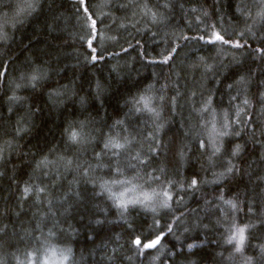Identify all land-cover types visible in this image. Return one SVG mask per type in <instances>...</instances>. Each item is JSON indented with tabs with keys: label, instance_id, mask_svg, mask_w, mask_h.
Here are the masks:
<instances>
[{
	"label": "trees",
	"instance_id": "1",
	"mask_svg": "<svg viewBox=\"0 0 264 264\" xmlns=\"http://www.w3.org/2000/svg\"><path fill=\"white\" fill-rule=\"evenodd\" d=\"M260 8V0H0V264L62 252L67 264H264ZM212 32L244 47L199 39ZM213 125L240 134L219 137L222 152L209 163L211 147L198 141L210 144ZM125 139L124 149L104 147ZM229 161L239 171L214 183ZM193 177L198 189L188 187ZM165 191L170 209L160 207ZM145 194L152 200L118 206ZM169 224L159 250L132 243ZM246 225L255 227L237 252L228 238Z\"/></svg>",
	"mask_w": 264,
	"mask_h": 264
},
{
	"label": "snow or ice",
	"instance_id": "2",
	"mask_svg": "<svg viewBox=\"0 0 264 264\" xmlns=\"http://www.w3.org/2000/svg\"><path fill=\"white\" fill-rule=\"evenodd\" d=\"M80 3L83 6L86 3V0H80ZM260 3H261V8L257 12V16L261 20H264V0H260ZM86 10L87 9L85 8V11ZM92 24L94 26L95 21H92ZM192 38L195 39V37H192ZM185 39H188V38L185 37ZM199 39L201 41H203L204 43L210 44L213 46H215L217 44H222V45H231L232 47H235V48L244 47V45L239 43V42L233 43V41L231 39H226L225 35L221 34L220 32H212L211 35L208 36L207 38L205 36H201V37H199ZM88 44H89V47L92 48V52L95 53L96 48L92 47L91 41H88ZM172 51H175V50L173 49ZM259 51L264 53V49H260ZM171 58H172L171 54L165 55L164 58L161 61H159L158 63L166 64V63H168V61ZM97 59H98L97 55L91 56L92 61H97ZM99 59H103L102 54L99 56ZM0 67H2V65H0ZM0 75H2V73H0ZM41 78H42V74H40V73L33 74L31 76V80L33 82H35ZM33 86H35V85H33ZM11 99L15 100L18 98L13 97ZM261 99L264 100V96H262ZM141 100L143 101L145 109H147L148 111H151V112L155 111L154 109L149 108V101L147 99L141 98ZM209 103H210V101H209ZM245 103L247 104V101H245ZM204 110H207V109H204ZM156 115H158V113ZM249 119H251V118L249 117ZM236 122L239 123V118H237ZM118 123H122V122L118 121ZM160 127H161V125H158L157 129L159 130ZM224 127H225V129H227V124H225ZM19 131H21V129L18 128L17 132H19ZM213 133H215V136L210 135V144H207L203 139L198 141V148L199 149H203V150L207 151V149L209 147H211V150H212L211 155L208 157L209 163H212V157L213 156H216L217 154H220L222 152L224 145H223L222 140L218 142L219 137H228L229 135H239L240 134L239 131H237L235 133H229L227 130L217 132L215 129V125H213ZM71 139L73 142H79L80 137L78 136L77 133L73 132L71 134ZM153 139H155V137H153ZM129 143H131V142L128 141L127 139H125V143H123V144L116 142V141H113V140H109V142L106 143L104 145V147L105 148L112 147V148H116V149H124L126 144H129ZM150 150L155 151V149H150ZM241 153H242V146L239 144H236L234 146V148L231 150V155L233 157H238L241 155ZM178 155H179V158L181 160H183L185 157V153L182 150L178 153ZM135 159H138V160L141 159L139 156V153L137 154ZM144 162L145 161L141 160V163H144ZM234 170L239 171V169L236 168V166L234 164H232L231 161H229L228 166L226 168V171L221 172L219 174H216V173L213 174L215 176V180L213 182L214 183H220L222 180L227 179L229 175L233 174ZM116 171L119 172V169L117 168ZM204 182H206V181H204ZM201 183H202V181L200 179L193 177L189 180L188 187L190 189H198ZM25 191H28V189L26 188ZM41 191H43V190L41 189ZM163 196L165 197V199H164L163 203L160 205V207L170 209L171 205H170L169 201L173 200V196L167 191H165L163 193ZM177 197H178V199L176 200V203H179V199H181V198H179V192L178 191H177ZM218 199L220 201H222L224 204L228 205L231 209H233V210L237 209V203L235 202L234 199H225V197L223 195L219 196ZM150 200H152V197L145 194L143 200L134 199V200H130V201H125L124 199H120L118 206L120 208L127 209V206L129 204H132V205L144 204ZM152 211L155 212L156 209L153 208ZM177 219H179V217H177ZM157 223H158V221H157ZM128 227H131V225H128ZM249 227H255V225H246L245 227L237 228L235 230V232L232 235H230L228 238V243L236 245V251L237 252L242 251L243 246L245 245V242L247 239L245 233H246L247 228H249ZM172 232H173V228H172L171 224H169L167 226V231L165 232L164 229H161L159 232H157L155 234V238H152L149 236V237H145L142 240L139 237H137L132 241V243L137 247V249H140L141 251L145 250V249H147V250H152V249L159 250L158 246H161L162 241L165 239V237L167 235L171 234ZM189 247L190 248L195 247V245H189ZM261 252L264 253V245L261 246Z\"/></svg>",
	"mask_w": 264,
	"mask_h": 264
},
{
	"label": "rangeland",
	"instance_id": "3",
	"mask_svg": "<svg viewBox=\"0 0 264 264\" xmlns=\"http://www.w3.org/2000/svg\"><path fill=\"white\" fill-rule=\"evenodd\" d=\"M67 260V256L62 252L42 257L39 264H67Z\"/></svg>",
	"mask_w": 264,
	"mask_h": 264
}]
</instances>
